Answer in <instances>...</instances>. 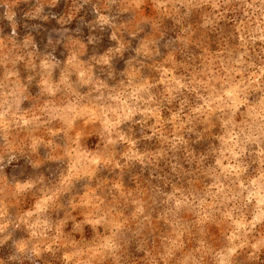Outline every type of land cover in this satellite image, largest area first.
Listing matches in <instances>:
<instances>
[{
    "label": "rangeland",
    "instance_id": "374dc122",
    "mask_svg": "<svg viewBox=\"0 0 264 264\" xmlns=\"http://www.w3.org/2000/svg\"><path fill=\"white\" fill-rule=\"evenodd\" d=\"M0 264H264V0H0Z\"/></svg>",
    "mask_w": 264,
    "mask_h": 264
}]
</instances>
